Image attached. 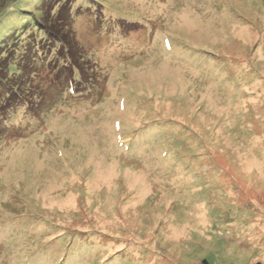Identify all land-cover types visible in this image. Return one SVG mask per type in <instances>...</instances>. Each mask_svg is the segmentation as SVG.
<instances>
[{
  "label": "rangeland",
  "instance_id": "obj_1",
  "mask_svg": "<svg viewBox=\"0 0 264 264\" xmlns=\"http://www.w3.org/2000/svg\"><path fill=\"white\" fill-rule=\"evenodd\" d=\"M78 7L82 92L0 105V264H264V0Z\"/></svg>",
  "mask_w": 264,
  "mask_h": 264
},
{
  "label": "trees",
  "instance_id": "obj_2",
  "mask_svg": "<svg viewBox=\"0 0 264 264\" xmlns=\"http://www.w3.org/2000/svg\"><path fill=\"white\" fill-rule=\"evenodd\" d=\"M19 1L1 0L0 17L11 7H16ZM39 2V5L31 7L32 11H21L25 17H31V21L35 24V27L30 29V33L19 30L23 26L19 24L17 30H14L0 42V105L6 98L7 102L16 101L17 105H25L30 111L34 105L37 106L38 102H46V98L40 90L34 92L30 87V79L38 77L40 74L37 70L40 65L48 64L49 71L65 73L64 76L60 75V77H65L68 84L66 93L77 96L78 91L82 92L81 89L75 90L77 89L75 83L80 82L79 80L82 81L83 78L78 77L75 69L84 73L85 69L82 64L84 57L79 56L81 54L78 53V50L73 52L70 44L73 35H70L69 28L77 15L83 12L82 10L78 12L80 7L76 8V0H39ZM0 29L3 36L9 32L5 26ZM5 71L6 74H3ZM47 91L46 88L45 93ZM73 221L75 222L74 229L67 227L70 231L81 234L96 233L93 231L94 229L90 232L91 228L88 227L91 225V223L88 224L90 219L84 220L80 216V218H73ZM78 227L90 229H82V232L80 230L75 231ZM204 264L210 263L208 260H204Z\"/></svg>",
  "mask_w": 264,
  "mask_h": 264
},
{
  "label": "water",
  "instance_id": "obj_3",
  "mask_svg": "<svg viewBox=\"0 0 264 264\" xmlns=\"http://www.w3.org/2000/svg\"><path fill=\"white\" fill-rule=\"evenodd\" d=\"M258 264H261V263H258Z\"/></svg>",
  "mask_w": 264,
  "mask_h": 264
}]
</instances>
